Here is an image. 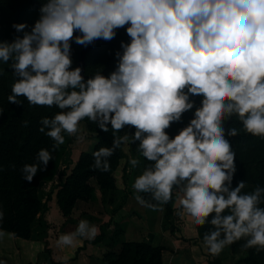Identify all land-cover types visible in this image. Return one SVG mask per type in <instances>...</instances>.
<instances>
[{
	"label": "clouds",
	"instance_id": "obj_1",
	"mask_svg": "<svg viewBox=\"0 0 264 264\" xmlns=\"http://www.w3.org/2000/svg\"><path fill=\"white\" fill-rule=\"evenodd\" d=\"M40 3L34 25L14 23L13 40H0V64L14 76L8 103L23 106V97L32 107L60 109L39 121L53 144L22 166V179L47 170L65 134L83 141L87 120L112 135L111 146L92 152L93 170L110 172L116 151L136 145L128 163L129 172L143 164L131 184L140 206L162 211L172 203L181 219L210 225L201 246L212 257L241 241L243 251L264 252V186L246 191L249 182L240 180L233 187L237 154L229 139L241 132L229 123L235 118L243 132L264 140V0ZM122 28L130 41H121L115 69L85 79L83 68L73 67V43L110 42ZM189 112L193 118L170 135ZM4 218L0 207V224ZM98 233L82 219L56 246L76 247ZM13 235L0 227V241Z\"/></svg>",
	"mask_w": 264,
	"mask_h": 264
},
{
	"label": "trees",
	"instance_id": "obj_2",
	"mask_svg": "<svg viewBox=\"0 0 264 264\" xmlns=\"http://www.w3.org/2000/svg\"><path fill=\"white\" fill-rule=\"evenodd\" d=\"M40 7V0H0V40L9 42L13 40L17 34L12 28L14 23L34 25V22L39 18L38 10ZM121 41H130L126 30L123 28L118 30L114 40L110 42L97 40L94 44L87 46L84 59L85 79L96 71H103V74L107 76L115 69L117 63L115 53L121 50ZM83 48L85 47L73 43V67L78 61V52ZM0 68L5 70L4 75L0 76V107L4 109V115L0 117V207L5 212V218L0 227L14 233L13 236L29 239L32 234V224L42 209L38 186L41 182L53 179L65 148L60 146L58 150L52 152L53 160L49 162L47 170L38 172L32 182L22 179L20 169L26 163H33L36 153L41 148L51 150L53 141L38 131L39 121L45 116H53L60 109L56 107H32L23 97L19 98L23 102V106L9 104L7 97L11 94L14 76L11 70H8V65L0 64ZM197 104H199V98H197ZM184 117L190 120L193 118V114L189 112ZM23 121L29 122L27 127L23 126ZM84 122L88 125L89 130L95 133L97 139L92 152L101 146H111V132L104 133L87 120ZM229 123H234L233 126L241 129L239 136L229 138L233 145L260 140V138L243 132L242 125L235 118ZM186 125L187 123L184 122L173 124L168 131L174 137L178 134L179 129ZM131 130L135 131L134 129ZM132 146L136 147V145ZM92 152L80 154L71 173L57 192L58 206L64 216L70 212L73 200L77 197L76 191L80 187L86 188L89 179H95L101 189H112L115 186L113 172L125 155L123 150H117L110 158L111 171L107 173L92 169L94 163ZM12 165H15V170L11 167ZM169 212L170 210H167L164 216L167 217ZM198 229L200 230V227ZM123 231V228L121 231L119 229L113 230L114 239L116 238L115 234L120 232V239L116 241L120 242L122 247L117 254H106L105 264H163L161 260L162 246L152 245L145 240L125 241L122 239ZM103 237V233H100L92 242L100 241ZM211 262L219 264L217 258Z\"/></svg>",
	"mask_w": 264,
	"mask_h": 264
},
{
	"label": "rangeland",
	"instance_id": "obj_3",
	"mask_svg": "<svg viewBox=\"0 0 264 264\" xmlns=\"http://www.w3.org/2000/svg\"><path fill=\"white\" fill-rule=\"evenodd\" d=\"M86 51L87 48L85 47L78 52V58L80 57L83 60L84 65ZM76 64L77 62L74 64V68L76 67ZM183 122L188 124L189 119L184 117ZM82 127H84L83 134L85 135V139L81 142H77L74 137L65 134V143L61 145L65 148V151L60 158L56 174L51 181L41 182L38 186V195L42 203V209L32 224L34 235L43 236L44 233L47 232V229L58 224L56 212H62L58 206L57 192L62 187L66 177L71 173L80 154L82 152H92L93 147L97 142L95 133L89 130L88 125L84 121L82 122ZM125 131L132 130L125 129ZM233 148L237 154L235 160L237 171L233 181V187H235L240 180H247L249 182L250 187L246 189V191H250L251 187H254L257 184L264 186V141L260 139L242 145L234 144ZM123 152L125 155L120 160L116 170L113 172L115 186L112 189H101L95 179H89L86 183V188L80 187V189L76 191L77 197L73 200L70 212L66 215L65 222H62L61 224L59 223L58 225L59 227L62 226L64 229L62 232L64 233L74 232L79 221L83 219L99 228L98 235L103 233L106 241L99 246L98 250H94L95 253H92L91 255L90 264H105L106 254H117L122 247V244L116 241L120 239V232L115 234V239L113 236V230L119 229L121 231L122 228H124L122 219L112 221V215L116 207L124 202V197H126L124 192H127V190L133 192L131 184L134 182L135 177L140 174L143 167L142 164L140 169H133L129 172V156L136 157L138 156V153L136 152V147H133L132 145L128 146L127 151L123 150ZM146 197L147 196H145V198ZM167 210H170V212L169 215L165 217L164 214ZM146 211L149 216L148 220L151 223H154L156 216H159L162 218V228H166L170 232H173L176 228V220L189 222L195 230V237L193 238L195 241L193 244H196L197 250L200 253H204L211 261L214 258H217L219 263V259L222 260V264H264V252L257 254L254 249L243 251L240 247L241 243H243L242 241L232 245L230 248H226L219 257L208 255L201 246V242L204 232L207 231L210 225L200 227L199 230L198 227L193 225L187 218L181 219L179 216L175 215L176 209L172 203L166 205L162 211H152L148 208ZM47 212L51 215L50 222L45 219V213ZM52 234L60 236V230H55ZM91 242L92 240H85L84 246ZM148 242L154 245L150 240ZM94 243L96 242H92V244ZM116 245L117 248H115ZM237 255H239V259H236Z\"/></svg>",
	"mask_w": 264,
	"mask_h": 264
},
{
	"label": "crops",
	"instance_id": "obj_4",
	"mask_svg": "<svg viewBox=\"0 0 264 264\" xmlns=\"http://www.w3.org/2000/svg\"><path fill=\"white\" fill-rule=\"evenodd\" d=\"M124 194V202L116 207L112 215V221L122 219L123 240H150L154 245L162 246L163 264H213L204 253L197 250L196 244H193L195 230L189 222L176 220L173 232L163 229L161 217L156 216L154 223H151L148 220L147 208L135 201L133 192L127 190ZM56 215L58 224L47 229L43 236L34 235L32 229L29 239L12 236L0 241V260H6L7 264H90L92 253L106 241L105 236L94 244L91 242L84 246V240L76 247L59 248L56 246L59 236L53 235L52 232L60 230V235L64 234V229L58 225L65 222L66 216L60 212H56ZM50 217L49 212L45 213L48 222ZM219 261V264H222V260Z\"/></svg>",
	"mask_w": 264,
	"mask_h": 264
},
{
	"label": "water",
	"instance_id": "obj_5",
	"mask_svg": "<svg viewBox=\"0 0 264 264\" xmlns=\"http://www.w3.org/2000/svg\"><path fill=\"white\" fill-rule=\"evenodd\" d=\"M87 49H88V47H87ZM77 66L83 68V70H84V62H83V60H82L80 57L78 58V61H77L76 67H77ZM83 74H84V72H83Z\"/></svg>",
	"mask_w": 264,
	"mask_h": 264
}]
</instances>
